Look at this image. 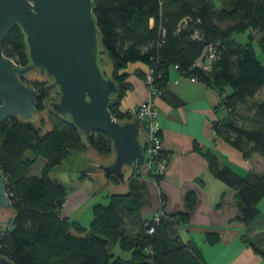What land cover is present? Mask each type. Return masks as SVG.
Masks as SVG:
<instances>
[{"label": "trees", "instance_id": "obj_1", "mask_svg": "<svg viewBox=\"0 0 264 264\" xmlns=\"http://www.w3.org/2000/svg\"><path fill=\"white\" fill-rule=\"evenodd\" d=\"M92 2L100 47L111 64L110 77L119 86L116 103L110 108L114 119H134L120 105L129 89L126 80L130 66L143 67L134 70L142 80L152 70L155 84L161 89L177 66L182 76L194 77L219 93L225 117L215 122L216 134L245 160L264 158V99L257 98L264 87V65L253 43L257 38L264 50V0ZM246 33L245 44L234 38ZM209 44L217 46L219 57L212 71L206 73L196 63ZM2 48L16 64H29L19 26L10 28ZM104 56L100 63L103 69L107 64ZM32 83L38 91L36 112H41L53 90L45 81ZM49 118L52 123L46 130L17 117L0 123V171L9 182L7 193L13 217L12 228L5 231L0 242V255L13 264H207L196 244L184 242L180 235V228L190 221L195 194L186 195L185 212L171 215L164 213L162 197L160 220H145L141 209L148 197L145 186L138 181L142 169L132 170L126 193L109 195L106 204L93 206L88 228L63 217L60 211L67 200V188L52 180L49 173L72 152L91 148L108 153L112 144L103 133L81 135L53 110ZM194 149L205 158L210 173L236 191L241 220L249 224L260 218L264 173L241 175L229 166L221 167L211 151L202 152L197 144ZM38 159L43 160L41 174H31ZM110 180L118 182L114 177ZM205 237L210 245L219 242L215 232L209 231ZM116 248L128 257L116 253Z\"/></svg>", "mask_w": 264, "mask_h": 264}, {"label": "water", "instance_id": "obj_2", "mask_svg": "<svg viewBox=\"0 0 264 264\" xmlns=\"http://www.w3.org/2000/svg\"><path fill=\"white\" fill-rule=\"evenodd\" d=\"M14 25L25 37L29 64L24 67L3 53ZM103 56L92 0H0V123L10 117L31 121L38 91L24 79L43 73L59 116L83 136L98 132L110 139L112 150L97 166L99 176L116 178L124 189L130 170L146 169L144 137L140 117L123 122L112 117L119 86L101 67ZM8 187L0 171V242L13 226ZM0 264L13 263L0 255Z\"/></svg>", "mask_w": 264, "mask_h": 264}, {"label": "crops", "instance_id": "obj_3", "mask_svg": "<svg viewBox=\"0 0 264 264\" xmlns=\"http://www.w3.org/2000/svg\"><path fill=\"white\" fill-rule=\"evenodd\" d=\"M247 36L248 33L234 38L245 44L248 42ZM257 41L256 38L253 42L254 48L264 65V50H261ZM139 67L143 68L136 64L128 69L126 82L129 89L121 101L123 111H131L147 98L142 78L134 74V70ZM261 92L262 98H257L262 100L264 87ZM220 103L221 97L212 87L181 77L176 70L170 71L168 83L155 100L163 149L169 156V164L159 182L146 173L138 176L148 197V203L141 209V217L148 220L160 211L162 197L165 199V214L185 212L186 195L193 192L196 204L190 213V221L180 228L183 241L195 243L207 264H264L263 212L255 221L244 223L236 191L216 179L210 173L205 158L194 149L197 144L202 152L211 151L218 158L221 167L229 166L241 175L248 172L264 173V158L254 156L251 160H245L238 150L216 134L215 122L225 117ZM131 172L132 170L129 174ZM105 186L111 189L106 197L127 192L126 185L124 189H120V184L116 185L111 180ZM98 192L100 191L96 190L94 194ZM92 203L94 202H88V208L96 205ZM69 217L67 218L70 219ZM73 221L78 222L77 219ZM209 231L218 234V243L210 245L206 242L205 236Z\"/></svg>", "mask_w": 264, "mask_h": 264}, {"label": "rangeland", "instance_id": "obj_4", "mask_svg": "<svg viewBox=\"0 0 264 264\" xmlns=\"http://www.w3.org/2000/svg\"><path fill=\"white\" fill-rule=\"evenodd\" d=\"M104 59L107 62L105 65V70L107 71L108 75L111 76V64L109 63V60L106 56H104ZM43 76L44 74L41 72L28 75L26 78V84L32 85V82L34 81H43ZM258 97L262 98V92L258 95ZM53 102L54 95L51 94L46 100L45 109L41 112H36L31 119V121L35 124H40L44 130L49 129V123H52L51 119L49 118V113L51 110H53L51 107ZM110 153L111 152L98 153L91 148H86L82 152H72L61 166L54 168L49 173V177L52 180L64 184L67 188V200L64 207L60 211L62 216H70L69 218L72 220L77 219L78 222H80L84 227H87L89 226V222L91 220L90 218L93 217L92 207L88 208V202L89 204L94 202L92 205L107 203L106 195L111 192V189L109 190L106 188L105 183L108 180L106 179L104 181L99 176L101 170L97 166L104 159L109 157ZM75 154L76 156H74ZM42 166L43 160L38 159L31 168V174H41ZM81 174L83 175V178H80ZM129 175L131 176V174H128L125 179L127 190L128 180L130 177ZM114 183L119 185L120 181H114ZM96 190H99L100 192L94 194ZM259 209L263 212L264 217V200L262 204L259 205ZM115 252L122 256L128 257V253L121 252L118 248L115 249Z\"/></svg>", "mask_w": 264, "mask_h": 264}, {"label": "built area", "instance_id": "obj_5", "mask_svg": "<svg viewBox=\"0 0 264 264\" xmlns=\"http://www.w3.org/2000/svg\"><path fill=\"white\" fill-rule=\"evenodd\" d=\"M218 57L217 46L209 44L205 49L203 57L197 61L196 66L203 72L209 73L212 71L213 63ZM173 69L176 70L177 66ZM181 77L184 76L181 75ZM189 79L196 81L194 77ZM144 84L147 88V98L132 109L130 113L132 116L135 117L136 115L141 119L140 136L144 137L142 145L146 158V169L142 170V172L150 175L155 180L156 177L164 176L169 164V156L163 149L159 114L155 106V100L162 89L155 84L152 70H149L146 74ZM161 216L162 212H157L152 217V220L158 222ZM149 232H152V229Z\"/></svg>", "mask_w": 264, "mask_h": 264}, {"label": "flooded vegetation", "instance_id": "obj_6", "mask_svg": "<svg viewBox=\"0 0 264 264\" xmlns=\"http://www.w3.org/2000/svg\"><path fill=\"white\" fill-rule=\"evenodd\" d=\"M24 82L26 83V78L24 79ZM0 221H2V220H0Z\"/></svg>", "mask_w": 264, "mask_h": 264}]
</instances>
